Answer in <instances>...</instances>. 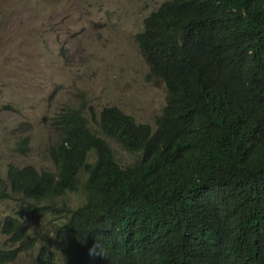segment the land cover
Listing matches in <instances>:
<instances>
[{
  "label": "trees",
  "instance_id": "1",
  "mask_svg": "<svg viewBox=\"0 0 264 264\" xmlns=\"http://www.w3.org/2000/svg\"><path fill=\"white\" fill-rule=\"evenodd\" d=\"M135 41L166 87L160 114L88 106L98 131L80 107L53 115L42 151L55 170L8 162L0 181V199L27 208L0 221V264L36 242L31 264H264V0H164ZM109 139L139 159L120 165ZM71 191L80 205H50ZM43 210L54 221L41 240L23 216ZM95 242L104 256L89 255Z\"/></svg>",
  "mask_w": 264,
  "mask_h": 264
},
{
  "label": "rangeland",
  "instance_id": "2",
  "mask_svg": "<svg viewBox=\"0 0 264 264\" xmlns=\"http://www.w3.org/2000/svg\"><path fill=\"white\" fill-rule=\"evenodd\" d=\"M163 1L0 0V21L5 25L0 27V181L8 183V162L55 170L42 150L55 137L51 117L65 106L80 107L92 130L98 131L88 106L98 113L103 106L115 105L136 122L153 124L167 91L162 80L148 78L135 34ZM9 6L11 16L5 15ZM2 42L13 51L5 50ZM23 136L30 138L25 154L14 150ZM108 141L120 165L139 159L138 153ZM80 193L68 192L50 205L59 207L64 200L75 208L83 202ZM20 206L13 197L1 198L0 221ZM23 219L38 239H44L40 231H53L51 210L26 213ZM6 239L0 231V245ZM37 248L38 242L12 264H31Z\"/></svg>",
  "mask_w": 264,
  "mask_h": 264
},
{
  "label": "clouds",
  "instance_id": "3",
  "mask_svg": "<svg viewBox=\"0 0 264 264\" xmlns=\"http://www.w3.org/2000/svg\"><path fill=\"white\" fill-rule=\"evenodd\" d=\"M88 110H89V108H88ZM95 113V112H94ZM89 114H90V112H89ZM98 114H99V112L98 113H95V115L96 116H98ZM129 115V114H128ZM90 119H91V116H90ZM53 200V199H52ZM51 200V201H52ZM88 253H89V255L90 256H104V249H103V247L99 244V243H97V242H95L89 249H88Z\"/></svg>",
  "mask_w": 264,
  "mask_h": 264
}]
</instances>
